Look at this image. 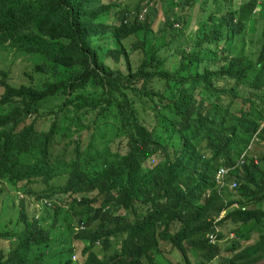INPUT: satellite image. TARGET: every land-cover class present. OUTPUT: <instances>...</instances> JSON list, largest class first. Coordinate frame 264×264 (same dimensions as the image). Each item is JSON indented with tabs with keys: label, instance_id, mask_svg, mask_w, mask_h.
<instances>
[{
	"label": "trees",
	"instance_id": "trees-1",
	"mask_svg": "<svg viewBox=\"0 0 264 264\" xmlns=\"http://www.w3.org/2000/svg\"><path fill=\"white\" fill-rule=\"evenodd\" d=\"M143 1L132 15L113 1L0 0V40L31 54L34 71L49 77L39 87L0 81V104L9 108L0 114V191L8 182L35 195L31 201L52 198L37 218L40 208L27 196L11 201L8 210L22 226L0 227L8 243L0 264H215L219 256L218 264H252L264 256V231L250 241L249 228L242 229L264 228V207L256 206L264 200V151L246 153L250 142H264V0H212L221 7L206 12L190 51L192 35L181 37L188 14L169 7L153 30L155 4ZM198 1L169 2L184 9ZM132 37L135 59L123 46ZM164 49L178 56L172 70ZM134 98L152 101L162 134L139 120ZM70 108L78 122L92 113L84 147L82 133L73 138L60 129V114ZM42 116L49 124L37 130ZM106 124L114 134L98 145L96 129ZM116 140L122 143L112 149ZM32 151L36 160H22ZM220 167L229 169L225 182L237 183L230 190L237 199L216 183ZM61 175L65 181L55 183ZM32 183L45 184L44 191ZM235 203L243 206L225 212ZM73 220L85 228L76 232ZM227 220L242 225L222 246L219 224ZM71 236L86 243L81 261L72 259Z\"/></svg>",
	"mask_w": 264,
	"mask_h": 264
},
{
	"label": "rangeland",
	"instance_id": "rangeland-1",
	"mask_svg": "<svg viewBox=\"0 0 264 264\" xmlns=\"http://www.w3.org/2000/svg\"><path fill=\"white\" fill-rule=\"evenodd\" d=\"M105 2H118L123 6H127L128 8V12H131L132 15H134V7L136 6L137 2L139 0H104ZM146 1V2H145ZM170 0H163V7H162V2L161 0H152V2L155 4L156 10H155V17L153 20H155V23L152 26V29L155 30L157 28V26H159L161 24V22H163L164 20V15H170L171 10H179L180 15L182 17H186V15L188 14L187 17V24H186V28L185 31H183V36L181 35V37L183 38H188L189 36L192 35V39H189V44L185 47L187 48V51L191 50L192 44L194 43V41L199 37V35H202L203 29L204 28H200V24L202 23V20L204 19V17L207 15L206 12H208V10L210 8L216 7V8H220L221 5L218 3L213 4L212 0H209L207 2H201L204 0H199L198 3H196L195 5H193L192 7H188L185 5L184 9L181 6H175L176 4L173 3L172 6L170 5ZM145 4L148 2V0H144L143 1ZM175 2H178V0H175ZM239 2V0H233L234 4H237ZM143 4V5H145ZM142 5V6H143ZM170 7V9H168ZM144 9V8H143ZM142 9V10H143ZM183 9V11H182ZM221 11V10H220ZM222 13H224L225 11H221ZM220 12V13H221ZM218 14V13H217ZM153 17V16H152ZM157 33V31L154 32V35ZM151 36V32H149V37ZM136 37V36H135ZM180 38V37H179ZM134 37L128 39V41L126 40L123 44V46L126 47V51L129 53L130 58H136L138 57V54L133 52L131 49L128 48L129 46V42L131 40H133ZM242 39L241 36H238L236 41H240ZM161 39L157 40L160 41ZM181 40V39H179ZM178 43V41L175 42V44ZM107 46H113L112 41L110 40L109 43L107 44ZM170 50V49H169ZM168 49H164L160 52L161 56L166 58L165 61V67L168 68L169 70H172L174 67L177 66L178 64V56L175 55L174 53L170 52ZM105 58V57H104ZM33 57L31 54L25 53L21 50H17L14 49L13 47H11L10 45H8L6 42H2L0 40V81L5 79V81L7 83H10L12 86L18 87L20 85H26V86H36L39 87L42 84V81L44 79L49 78L47 74H44L42 72H37L34 71L33 69V65L35 64L32 61ZM133 59V60H134ZM105 61H108L106 59H104ZM122 61L123 59L120 58L119 64L122 67ZM113 66L116 67L117 64H115V62L113 63ZM119 66V67H120ZM3 88L2 86H0V94L2 93ZM61 98H53V99H49L48 101L45 102L46 106H52L57 104L58 102H60ZM135 101V109L137 111V116L139 118V120L146 125L149 129L154 131V134H162V129L159 125H156V119H155V114H154V109L152 108V101L147 100V99H136L134 98ZM144 101V102H143ZM163 111H161L162 114H164L165 116H167L169 119L172 116V113L170 111H168L167 109H162ZM9 111L8 106L5 105H1L0 104V114L1 113H6ZM74 111L72 108H70L69 110L62 112L60 114V118H59V126L61 131L65 130L68 133H73L74 136L73 138L77 137L79 134H81L80 140L82 143V147H84L88 141V132L84 129L85 125L90 121L91 117H92V113L91 112H86L83 114H79V118L80 121L78 122L75 118H74ZM28 119V118H27ZM26 119V120H27ZM30 121V119H28V122ZM49 124V121L44 118L43 116L41 118H39L37 120V122L35 123L37 130L38 129H42L47 127ZM109 129H112L111 132L109 131ZM114 130L115 127H112L109 124L105 125V129H96V134L98 135L96 137V139L94 140V142L96 144H101L103 139L110 136L112 137L114 134ZM120 137H117V139H119ZM174 140H177V136H174ZM64 141H62V143L59 145V148H55L54 147V151H60L62 145H63ZM120 143L119 140H116L114 143L111 144V147H113L112 149L116 148ZM250 145H252V149L250 152V155H254L255 156H259L263 153L264 151V142L263 141H256L255 143L250 142ZM72 148V146H70V149ZM69 154H71L70 152H68ZM27 154V156H26ZM23 157L22 160L24 161H33L36 160L37 156L39 155L36 151H32L30 153H26ZM26 156V157H25ZM69 156V155H67ZM100 163V160L97 161H93L91 164L95 166L96 163ZM88 164V165H91ZM261 167L264 166V162L259 163ZM83 170H85L87 173H90L94 168L93 167H87V168H82ZM66 179L65 175H61L58 177H55L53 180L55 183L58 184H62ZM7 189L4 188L3 191H0V227L1 228H8V229H12L15 230L17 228H21V223H19L16 220V216H17V211L15 209H11L10 211L8 210V206L11 203V201L13 200L15 203H18V199L23 197V196H27V199L29 201V203H33L34 201H31L34 199V196L32 193L25 195L23 193L20 192V190H13L12 188H10V184L7 182L6 184ZM31 186L35 189H38L39 191H44L45 189V184L43 183H32ZM0 189H1V184H0ZM234 191H230L229 189H225V196L226 198L228 197V199H237L238 195L235 196ZM65 196V195H64ZM32 206V205H31ZM243 206L242 204H238L235 203L234 205H232L231 207H229V209L225 210L229 211L232 209H235L236 207H240ZM256 206L258 207H264V200L257 204ZM52 210V209H50ZM33 210H30V212L32 213ZM66 212V211H65ZM31 213H29L28 215H30V220H31ZM63 216H66V213L62 212ZM51 222V219H49L48 221H46V224ZM72 224L75 225V220L72 221ZM242 224H240L237 221L234 220H227V221H222L219 224V230H220V234L222 235V241H220V244L222 246L225 245V243L229 240L227 238H231L233 233L234 237H235V233L236 231H238V228L241 226ZM252 225L249 223H246V225L244 226V228H242L243 230H246L247 228H249V230L247 231V233L251 236L250 241H256L258 240L259 234L260 232L264 231V228L259 230H255L252 229L251 230ZM70 239H72V245L74 247V253L76 254V260L77 261H81V257H80V251L83 247V245H86L84 240H75L74 237H70ZM63 245V244H62ZM0 247L3 249H6L8 247V243L7 241H2L0 240ZM103 254L99 253L97 255L98 258H103ZM222 261V257L219 256L218 258H216L214 260L215 264H218V262ZM252 264H264V256L259 259L258 261L252 263Z\"/></svg>",
	"mask_w": 264,
	"mask_h": 264
},
{
	"label": "clouds",
	"instance_id": "clouds-1",
	"mask_svg": "<svg viewBox=\"0 0 264 264\" xmlns=\"http://www.w3.org/2000/svg\"><path fill=\"white\" fill-rule=\"evenodd\" d=\"M253 143V142H252ZM247 149L248 150H251L252 149V145H248L247 146V148H246V153H249L248 151H247ZM250 154V153H249ZM241 156V155H240ZM240 158V157H239ZM239 158H238V164H241V163H239ZM244 161V160H243ZM215 181H216V174H215ZM231 182H233V181H231ZM231 182H225L226 184L224 185V186H221V187H225L226 186V188L227 189H229V190H232V189H230L229 187H228V184H230ZM216 183H217V181H216ZM218 184V183H217ZM219 186H220V184H218ZM237 187V186H236ZM21 193H23V194H25L24 192H22V191H20ZM25 195H28V194H25ZM35 197V196H34ZM22 198V197H21ZM52 198H46V197H44V198H41V199H39V200H36L35 199V201H34V205L36 206V207H39L40 209H39V211H38V213L36 214V216H35V218H37L38 216H39V212H40V210L42 209V207L45 205V206H51V204H52ZM223 213H225L224 211H222V213L219 215V217H217V218H221L222 216H223ZM216 218V219H217ZM85 228V226H84V224L83 223H78L77 224V222H75V231L77 232V231H81V230H83ZM72 259L73 260H76V254L75 253H73L72 254Z\"/></svg>",
	"mask_w": 264,
	"mask_h": 264
},
{
	"label": "built area",
	"instance_id": "built-area-1",
	"mask_svg": "<svg viewBox=\"0 0 264 264\" xmlns=\"http://www.w3.org/2000/svg\"><path fill=\"white\" fill-rule=\"evenodd\" d=\"M144 11H146L145 8L142 10V12H144ZM139 17H141V16L139 15ZM242 157H243V154L239 158V163H242L243 162V158ZM228 170L229 169L223 168V167H220L217 170V172H216V181H217L218 184H220V186H224L226 184L225 181H224V176L226 175V173H227ZM236 186H237V183L235 181H233L230 184H228V187L230 189H234V188H236ZM216 220H219V218H217ZM215 229H216V231H218L217 227ZM215 237H216V235H215L214 232H210L208 234V240L211 243L215 242Z\"/></svg>",
	"mask_w": 264,
	"mask_h": 264
}]
</instances>
